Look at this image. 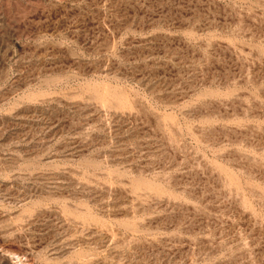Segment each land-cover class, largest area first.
Returning <instances> with one entry per match:
<instances>
[{
  "label": "rangeland",
  "instance_id": "obj_1",
  "mask_svg": "<svg viewBox=\"0 0 264 264\" xmlns=\"http://www.w3.org/2000/svg\"><path fill=\"white\" fill-rule=\"evenodd\" d=\"M0 264H264V0H0Z\"/></svg>",
  "mask_w": 264,
  "mask_h": 264
}]
</instances>
